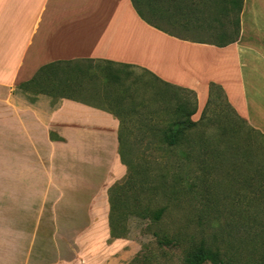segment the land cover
<instances>
[{"label": "crops", "instance_id": "0c3cea01", "mask_svg": "<svg viewBox=\"0 0 264 264\" xmlns=\"http://www.w3.org/2000/svg\"><path fill=\"white\" fill-rule=\"evenodd\" d=\"M221 7L0 0V264H82L66 256L90 258L109 245L121 248L112 264L137 254L123 246L130 240L111 237L109 191L128 175L127 99L141 89L193 91L198 121L215 84L264 134V0H243L240 36L224 47L165 28L216 25ZM44 69L56 74L55 91L34 92Z\"/></svg>", "mask_w": 264, "mask_h": 264}, {"label": "rangeland", "instance_id": "374dc122", "mask_svg": "<svg viewBox=\"0 0 264 264\" xmlns=\"http://www.w3.org/2000/svg\"><path fill=\"white\" fill-rule=\"evenodd\" d=\"M143 1L147 4L151 2ZM235 18L236 13H232L226 22ZM165 28L199 41H205L199 38H206V41L216 42L215 38L219 34L206 25ZM51 82V77L45 76L40 86L47 91H53ZM33 91L38 92L40 89L36 87ZM139 91L127 99L128 104H131L128 105L129 112L126 113L127 125L132 136L125 138L127 145L124 147L126 150L129 146L125 157L126 161L135 166V172L133 169L131 174L130 170V177L120 182L122 197L116 212V216L125 214L126 238L122 239L130 241L123 243V246L130 250L128 246L132 244L137 254H127L122 262L185 264V252L201 241L214 249L220 247L227 251L239 264L260 260L262 249L255 247L253 232L232 223V216L225 209L223 201L224 197H231L235 193L236 185L242 179L238 173L234 176L233 171L236 168L230 158L248 151V145H252L251 151L255 146L264 150V142L259 138H250L246 128L240 123H230L234 112L227 107L226 99L220 97L210 107L206 104L198 119L200 125L188 129L179 127L183 131L180 136L184 137L177 144L171 145L164 137L167 131L177 130L176 127L171 128L176 119L177 107L183 102L190 108L197 107L198 111L197 94L169 87H160L155 96L154 93H148L150 90H146L148 94L145 89ZM128 92H131L130 88ZM227 139V153H202L204 144H208L205 146L208 150L226 149L221 140L223 143ZM205 140H210L211 143H206ZM204 167L206 169L202 171ZM190 169L195 173L193 178H188ZM147 172L154 177L148 179ZM178 172L183 177L181 183L175 182V174ZM161 209L163 215L157 218L156 214ZM169 240L171 243L166 242ZM111 246L103 252L94 250L90 258L71 255L66 256V259L81 261L82 264H86L85 260L89 264H97L103 259L104 263L112 264L115 262L114 258L119 257L121 248L108 249ZM54 254L49 249L48 255L53 257ZM37 255L40 254L35 251L33 258Z\"/></svg>", "mask_w": 264, "mask_h": 264}, {"label": "trees", "instance_id": "16d2710c", "mask_svg": "<svg viewBox=\"0 0 264 264\" xmlns=\"http://www.w3.org/2000/svg\"><path fill=\"white\" fill-rule=\"evenodd\" d=\"M141 1V0H134V2ZM143 1V0H142ZM168 1H166L167 3ZM164 6H166L164 4ZM243 7V0H222V7L217 8V24H209L206 25L209 27L211 31H217L219 34L216 36L215 40L213 41H200L202 43H211L220 47L227 46L236 42L240 36L241 32V19L240 15L242 12ZM214 13V10H211V13ZM232 13H236L235 20L231 22H226L227 19L230 18ZM204 26V25H201ZM229 29H232L231 31ZM54 72H50L47 69L42 70V76L51 77L54 76ZM30 82L31 84L34 82ZM53 82V81H52ZM29 83L23 84L21 87L24 88ZM40 91H44L42 86H39ZM53 91L55 87L54 85L51 86ZM37 92V93H38ZM62 94V93H61ZM220 97H224L226 99V105L230 109V111L234 112V118L230 117V123L235 125V123H240L241 126H244L247 130L249 137L259 138L261 142H264V134L260 131L255 130L250 125H248L247 121L241 118L238 115L236 110L232 107L229 103L224 90L212 84L210 87V97L208 100V106L210 107L211 103ZM183 109H182V108ZM196 107V106H195ZM176 119L171 124V128L176 127L177 130L173 131L172 129L165 133L164 140L171 145H175L178 143L180 138H183V131L179 130V127H183L184 129L194 128L197 127L199 121H193L192 117L197 113L196 108H190L187 104L183 102L179 104L176 111ZM203 114V113H202ZM205 115V114H204ZM233 117V116H232ZM203 120V116H202ZM122 137L120 135V142ZM263 140V141H262ZM206 143H211L210 140H205ZM229 140H225L221 144H224L226 149L224 150H208L205 146L208 144H204L205 146L202 148V153H215L217 151L219 155L223 153H227L229 148L228 147ZM123 144V142H121ZM129 146L125 150L123 147L120 151V156L122 162L128 166V175L125 180L130 177V170L133 174V169L135 172V166L126 161L125 153L127 152ZM247 148V147H246ZM253 148L252 145H248L247 150L238 153L230 158L232 163L235 166L234 176L238 173V176L241 177L238 186L236 185L235 193L232 194L231 197H224V206L225 209L229 211L230 215L232 216V223L238 225L239 227H243L248 229L249 231L253 232L252 236H254V245L255 247H260L262 249V254H260V260H253L250 264H264V150L261 147H254V150L251 151L250 149ZM261 151V152H260ZM190 152H193L191 150ZM262 153V154H261ZM217 154V155H218ZM189 158V156H188ZM203 166V165H202ZM248 166V167H246ZM205 167L202 168V171H205ZM240 169V170H239ZM246 173V174H245ZM133 176V175H132ZM153 178L152 174L147 172V178ZM195 177V173L192 169H190L188 178ZM182 175L180 172L175 174V182H180L182 179ZM124 180V181H125ZM110 203H111V215H110V228H111V237L112 239H122L126 238V227H125V214H119L116 216L117 208L120 205V198L122 197V186L121 183L115 184L110 188ZM163 215V209L157 212V218H160ZM167 243H171L170 240L166 241ZM259 242V243H258ZM253 243V242H252ZM257 247V248H258ZM210 262L212 264H239V262L227 251L222 250L220 247L214 249L213 247L207 246L205 241H201L199 244L192 246L185 252L184 256V263L185 264H205Z\"/></svg>", "mask_w": 264, "mask_h": 264}]
</instances>
